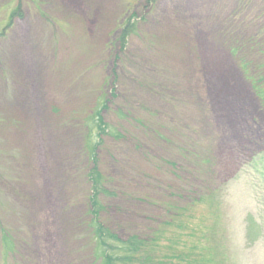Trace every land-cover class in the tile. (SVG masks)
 I'll list each match as a JSON object with an SVG mask.
<instances>
[{
    "label": "rangeland",
    "instance_id": "374dc122",
    "mask_svg": "<svg viewBox=\"0 0 264 264\" xmlns=\"http://www.w3.org/2000/svg\"><path fill=\"white\" fill-rule=\"evenodd\" d=\"M1 32L0 264L105 263L98 109L108 229L155 264H264V0H0Z\"/></svg>",
    "mask_w": 264,
    "mask_h": 264
},
{
    "label": "trees",
    "instance_id": "16d2710c",
    "mask_svg": "<svg viewBox=\"0 0 264 264\" xmlns=\"http://www.w3.org/2000/svg\"><path fill=\"white\" fill-rule=\"evenodd\" d=\"M16 15H22L21 9L17 8L11 15V19H13ZM12 23L10 22L9 26ZM7 30V28H6ZM131 23L128 22V25L123 27L121 31L120 40L122 46L125 47L127 44V38L131 33ZM0 35H3L1 32ZM254 89L261 100V103L264 107V80L262 82H257L255 80ZM114 94V90L112 92ZM108 100L105 101L102 107L105 108L107 106ZM103 109H98L95 111V114L92 115L95 128L97 132H95L96 139L92 143L90 147V158L92 162V168L89 173V180L91 182V195H90V204H91V215H92V229L95 238V243L99 246L100 253L102 258L104 259V264H155L156 259L146 258L148 255L145 253L147 251V247L150 244V237L143 236H131L127 239H121L117 234L112 232L107 226L102 222L101 219V195L106 192L104 188V176L100 171L99 165V155L98 148L102 142V135L107 133V125L105 119L102 115ZM262 169V170H261ZM258 169L259 172L264 173V166ZM108 192V191H107ZM250 220V229L253 230L258 229L259 237L262 234V227L259 223H255L253 218ZM253 225V228H252ZM149 259L148 261H145Z\"/></svg>",
    "mask_w": 264,
    "mask_h": 264
}]
</instances>
